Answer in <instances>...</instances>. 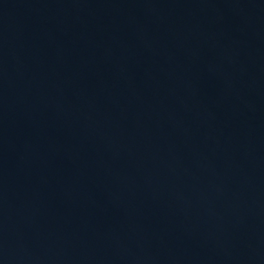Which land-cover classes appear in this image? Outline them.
<instances>
[{"label":"water","instance_id":"water-1","mask_svg":"<svg viewBox=\"0 0 264 264\" xmlns=\"http://www.w3.org/2000/svg\"><path fill=\"white\" fill-rule=\"evenodd\" d=\"M0 264H264V0H0Z\"/></svg>","mask_w":264,"mask_h":264}]
</instances>
